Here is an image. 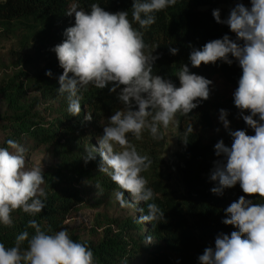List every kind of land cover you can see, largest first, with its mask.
Returning <instances> with one entry per match:
<instances>
[{
    "label": "trees",
    "instance_id": "trees-1",
    "mask_svg": "<svg viewBox=\"0 0 264 264\" xmlns=\"http://www.w3.org/2000/svg\"><path fill=\"white\" fill-rule=\"evenodd\" d=\"M238 2L251 7L250 0H177L174 6L154 13L156 22L148 28L139 29L133 22V26L144 33L146 54L152 52L159 57L154 62L153 74L179 87L175 75L181 65H187L191 73L212 81L210 95L207 100H198V106L189 114H177L181 137L174 158L181 190L166 171V161L160 155L162 140L153 139L147 130L139 141L128 134L138 152L153 161L142 175L155 194L149 203L159 206L164 219L137 223L141 215L137 209L144 208L143 214L148 212L144 202L117 214H112L107 207L95 215L85 238L79 229L69 226L68 220L88 207L120 205L115 192L121 191L109 176L99 172L98 152L94 160L85 163V149L99 148L96 133H102V137L103 122L124 106L116 93L109 92L111 85L98 89L90 84L87 91L81 92V113L71 116L67 111L66 94L62 96L57 91L63 69L52 49L65 39V29L75 24V14H66L73 6L87 12L92 3H97L109 12L128 11L131 20L132 0H0V38L12 41L14 47L10 56L16 67L0 82V100L5 107L0 112V147H8L6 142L12 139L26 149L25 155H30L45 146L51 149L55 159L52 166L43 170L41 187L47 193L45 208L34 217L22 210L14 211L13 226L0 225V242L12 247L20 232L27 230L33 235L34 229L26 225L29 219H35L46 232L67 229L74 241L86 243L94 253L95 264H199L198 257L205 248H213L219 234L230 235L238 230L222 221L227 218L225 209L245 194L238 183L224 189L222 195L212 193L218 181L211 180V175L216 162L224 160L223 156L215 154L214 146L218 141L223 140L230 147L233 142L230 132L245 130L254 135L234 104L242 69L231 56V65L217 61L193 67L189 59L194 49H202L211 40L224 35L236 39L226 24L216 22L212 12L219 9L221 20H226ZM170 48L178 49L177 54H171ZM49 70L51 77L46 75ZM220 84H224L225 89H221ZM221 109L227 112L229 127L206 137L205 132L217 125ZM88 113L92 115L91 121L85 119ZM190 125L193 133L188 134L185 144L183 139ZM92 194L97 201L95 204L89 197ZM124 197L133 202L126 191ZM245 198L264 202L258 197ZM148 236H152L153 241L145 244ZM22 247L26 248L27 242Z\"/></svg>",
    "mask_w": 264,
    "mask_h": 264
},
{
    "label": "clouds",
    "instance_id": "clouds-1",
    "mask_svg": "<svg viewBox=\"0 0 264 264\" xmlns=\"http://www.w3.org/2000/svg\"><path fill=\"white\" fill-rule=\"evenodd\" d=\"M176 3L177 0H132L131 20L128 11L109 12L97 3H92L87 12L73 6L66 14H75V24L65 29V39L52 49L63 69L57 91L62 96L66 94L71 116L81 113V92L87 91L90 84L98 89L111 85L109 92L116 93L124 106L103 127L99 148L87 147L83 159L87 163L99 153V172L121 189L115 196L122 208L146 204L147 214H143L144 208L137 209L141 213L137 223L163 220L164 212L156 203H149L155 194L142 175L153 161L138 152L128 134L139 141L147 130L153 139L161 140V126L167 129L174 121L178 125L177 114H189L198 106V100H207L210 95L212 81L191 73L187 65H181L175 75L179 87L153 74L159 57L152 52L146 54L148 46L139 29L153 25L154 13ZM250 4L247 7L236 3L226 20H221L220 10L214 9L216 22L226 24L236 39L224 35L207 42L202 49H194L189 57L193 67L217 61L231 65L230 56L238 61L242 75L234 92V104L246 125L254 130V135L245 130L232 131L230 147L223 140L214 146L216 156L224 160L216 162L211 180L218 181V186L211 192L222 195L224 189L238 183L245 195L225 209L227 218L222 221L238 230L230 235L219 234L215 248H205L198 257L199 264H264V202L245 198L264 201V0H250ZM169 50L173 55L178 52L176 48ZM46 75L51 77V71ZM244 112L250 114L243 115ZM226 116L221 109L219 119L227 129ZM85 119L91 121L92 115L88 113ZM190 133L191 125L185 132V144ZM6 143L8 147H0V225L10 228L14 211L22 210L33 217L41 213L47 193L41 187L43 169L26 168V149L12 139ZM96 187L99 189V185ZM125 191L133 202L125 199ZM26 227L34 229V234L20 232L12 247L0 242V264H95L93 251L86 243L74 241L67 229L49 233L35 219H29ZM152 241V236L145 238V244ZM25 242L27 247L23 248Z\"/></svg>",
    "mask_w": 264,
    "mask_h": 264
},
{
    "label": "rangeland",
    "instance_id": "rangeland-1",
    "mask_svg": "<svg viewBox=\"0 0 264 264\" xmlns=\"http://www.w3.org/2000/svg\"><path fill=\"white\" fill-rule=\"evenodd\" d=\"M233 6V5H231ZM14 47L12 41L6 38H0V82L5 77L6 74L16 70V67L12 63V59L10 56V50ZM221 89H225L224 84H220ZM5 107L3 102L0 100V112L4 111ZM220 116L217 117V125L205 132L206 137L215 136L223 130V123L219 119ZM177 123L174 121L169 125L167 129H164L161 126L160 131L163 133V139L160 155L166 161V171L170 174L171 180L173 184L179 189H182L181 178L179 177L176 171V162L174 158V153L179 148V142L181 137V128H180V117L177 115L176 117ZM109 123L108 120L103 122V127ZM102 134V133H101ZM100 132L96 133V135L100 138ZM0 142H2V136L0 135ZM26 158V168L31 169L32 167H41L43 170H46L48 167L52 166L55 162L54 157L52 156L51 149L43 146L38 147L34 150L30 155H25ZM94 194L89 197L92 198V202L95 204L97 201L94 198ZM109 209L112 214H117L125 210L120 205L113 204L107 205L102 204L101 207L93 208L88 207L86 209L81 210L77 214H75L72 218L68 220V224L71 228L79 229V232L84 233V237L87 238V231L91 229L93 226V221L95 215L105 208ZM213 248H215V242L213 243Z\"/></svg>",
    "mask_w": 264,
    "mask_h": 264
}]
</instances>
